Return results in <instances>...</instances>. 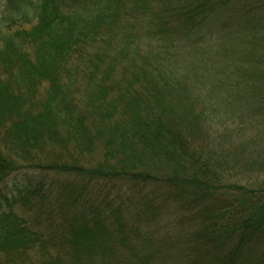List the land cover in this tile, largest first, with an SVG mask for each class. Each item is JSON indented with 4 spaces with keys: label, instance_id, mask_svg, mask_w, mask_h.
<instances>
[{
    "label": "trees",
    "instance_id": "obj_1",
    "mask_svg": "<svg viewBox=\"0 0 264 264\" xmlns=\"http://www.w3.org/2000/svg\"><path fill=\"white\" fill-rule=\"evenodd\" d=\"M243 100L264 143V0H0V187L40 174L0 264H264V188L204 128Z\"/></svg>",
    "mask_w": 264,
    "mask_h": 264
},
{
    "label": "rangeland",
    "instance_id": "obj_2",
    "mask_svg": "<svg viewBox=\"0 0 264 264\" xmlns=\"http://www.w3.org/2000/svg\"><path fill=\"white\" fill-rule=\"evenodd\" d=\"M192 56L194 59H199L196 53ZM221 57L219 54L216 55L214 63L220 64V62H223ZM253 95L254 93L250 94V96ZM248 109L249 100H243L238 105V111L234 109V113L231 110L225 111L223 109L228 116L231 115V118L227 116L222 117L221 115L214 119H209L204 122V128L207 130V136H210L208 138L206 136V140H208L211 148L215 147V149L220 150L218 152L220 155L228 153L231 154V158L234 156L237 158L235 161L231 160L230 167H222L221 169L225 174L231 176V179L227 178V181L229 183L238 181L236 184L252 190L257 186L264 188V143L260 139L263 138L262 136H258L254 130L250 131L251 123L254 121L252 118L254 114L245 115L249 113ZM247 117L251 118L252 122L247 120ZM262 123L263 119L259 118V124L261 126ZM231 124H234L235 128L239 130H233ZM255 127L256 124H254ZM210 128H214L213 133H211L212 130ZM225 128L229 129L226 130ZM255 131L261 133L260 130ZM115 142L118 143L116 140ZM97 154L98 157L96 160H103L106 157L104 152L99 151ZM219 154L217 155L220 156ZM129 159V163L131 161L133 162L134 157H130ZM211 164L213 165V162ZM160 170H166V166L164 164L160 165ZM38 176L40 174L36 170L30 166H25L16 175H9L0 187L1 206L3 210L12 209L16 215L27 218L30 225L36 224L32 219L36 218L39 213H37V208L34 206L33 201H25L22 199L23 196L21 194L24 192L25 186L33 185L36 182V179L39 178ZM12 185L14 188H12Z\"/></svg>",
    "mask_w": 264,
    "mask_h": 264
}]
</instances>
